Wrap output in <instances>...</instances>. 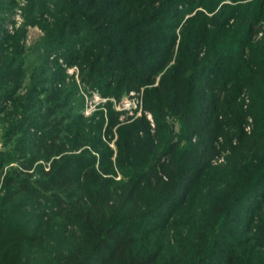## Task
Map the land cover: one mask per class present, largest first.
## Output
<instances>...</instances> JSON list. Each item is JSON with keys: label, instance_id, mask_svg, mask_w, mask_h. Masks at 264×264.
<instances>
[{"label": "trees", "instance_id": "16d2710c", "mask_svg": "<svg viewBox=\"0 0 264 264\" xmlns=\"http://www.w3.org/2000/svg\"><path fill=\"white\" fill-rule=\"evenodd\" d=\"M61 2L52 14L55 46L91 38L97 55L71 48L66 54L70 65H79L82 80L107 97L127 93L126 75L139 88L147 86L145 106L154 115L157 148L172 149L173 165L154 184V138L144 118L112 120L116 149L105 145L95 149L98 155L83 149L100 140L87 132L80 111H68L52 94L44 128L32 144L18 139L21 121L3 134L8 148L0 150V171L12 166L0 194V264H264V221L257 215L264 202V0ZM189 5L195 9L176 21ZM86 23L91 28L84 39L80 29ZM5 65L0 91L22 98L18 50ZM248 114L254 122L251 154L228 156L214 166L218 139L225 135L232 144L233 136H244ZM116 170L134 180L129 207L114 202L104 183V175ZM206 180L220 190L189 221L185 216L196 211V191ZM30 199L48 206L62 229L29 230L15 219L28 215ZM65 220L78 226L76 242L66 241L71 230ZM168 224L173 232L167 238L162 231Z\"/></svg>", "mask_w": 264, "mask_h": 264}, {"label": "rangeland", "instance_id": "374dc122", "mask_svg": "<svg viewBox=\"0 0 264 264\" xmlns=\"http://www.w3.org/2000/svg\"><path fill=\"white\" fill-rule=\"evenodd\" d=\"M61 3V0H0V72L6 71L5 64L16 50L19 51L23 59V67L19 78L21 87L18 91L22 98L5 97L3 92L0 91V150L8 148L3 145V134L7 128L11 124L20 123V121L23 124V130L18 134L20 142L24 145H30L37 139L44 128L46 108L50 104L49 101L53 94L55 100H62L66 104L68 111L73 112L74 109L82 113L81 120L86 126L87 132H92V135L97 136L96 139L100 140L98 143H93V141L86 143L88 145L83 149L87 150L90 148L92 153L96 155L98 154L95 149H105V145L116 149V144L114 143L117 139L116 130L118 126L116 124L111 127L112 120L117 123L127 124L138 118L146 119L152 128L151 132L154 138V145L152 146L154 171L150 175L154 180V184L159 180L158 178L165 180L168 171L173 165L172 149L159 150L157 148L158 138L154 115L145 106V87L147 86L139 88L126 75L123 88L125 89L129 86L127 93L120 97L111 95L107 97L93 83L84 82L79 65H73L72 63L70 65L66 53L71 48L80 52L92 50V54L97 55L99 53L98 48L91 38L85 43L83 39L79 42H77L78 39H69L68 41L71 42L66 40L59 48L55 46L56 42L54 41H57L58 36L57 34L54 35L56 27L52 14L61 10ZM195 6L189 5L187 9H183L182 12L179 11L176 21L185 16L186 12L195 9ZM86 24L80 29V36L84 39L89 37L86 33V30L89 29V24ZM51 45H54V47L46 55L47 48H51ZM94 55L92 57H95ZM120 73L121 71L117 74ZM117 79L118 77L115 76V82ZM156 81H158V78ZM127 99H131L132 102L134 100L137 108H125L123 102ZM241 101L244 105V110L247 109L249 106L248 88L244 89ZM247 116L248 118H246V123L244 124V136L240 138L236 134L231 139L232 144L225 142V135L218 139L216 151L211 158L214 166L225 164L228 156L241 160L251 154L252 143L249 140V135L253 132L254 122L250 114ZM169 119L173 120L178 131V121L172 117ZM140 137L146 138V132L142 131ZM194 137L195 141L198 142L197 134ZM77 152L79 153L80 151ZM44 164L47 163L44 162ZM11 166L9 165L0 171V194L3 192L4 186L2 180ZM211 175L212 173L207 174V177ZM104 181L111 191V198L114 202H123L128 207L133 204L132 200L134 198H127V195L134 185V180L123 176L121 171L116 170V172L110 171V173L105 174ZM219 190L220 186H214L207 180L203 181L196 191L198 198L195 205L197 209L196 211L188 212V215L185 216L187 220L193 221L197 218L198 210L206 206L210 198ZM259 200H261V196ZM30 203L24 206L28 215L16 217L15 219H18L19 222H24L29 230L37 225L48 227L54 231L62 229L61 219L54 216L51 217V213L47 209L48 206H42L40 202L33 199H30ZM257 215L258 220L264 221V202L258 204ZM64 223L71 230L66 241L70 243L74 240L76 242L77 237L80 238L79 232L76 231L78 226L69 220H65ZM170 227V224H168L162 231L167 238L173 232ZM45 230L47 233L49 232V230Z\"/></svg>", "mask_w": 264, "mask_h": 264}, {"label": "built area", "instance_id": "2783aa9c", "mask_svg": "<svg viewBox=\"0 0 264 264\" xmlns=\"http://www.w3.org/2000/svg\"><path fill=\"white\" fill-rule=\"evenodd\" d=\"M137 102H139V101H137ZM123 106L125 107V108H127V107H129V108H132V107H135V108H137V105L134 103V100H133V102H132V100L131 99H127L126 101H124L123 102ZM151 119V118H150ZM152 121V120H151ZM153 125V124H152Z\"/></svg>", "mask_w": 264, "mask_h": 264}]
</instances>
